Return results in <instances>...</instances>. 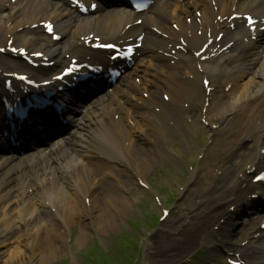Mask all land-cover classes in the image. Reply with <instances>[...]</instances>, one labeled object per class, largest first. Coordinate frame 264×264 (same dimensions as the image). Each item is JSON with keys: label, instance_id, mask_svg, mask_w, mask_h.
<instances>
[{"label": "bare ground", "instance_id": "6f19581e", "mask_svg": "<svg viewBox=\"0 0 264 264\" xmlns=\"http://www.w3.org/2000/svg\"><path fill=\"white\" fill-rule=\"evenodd\" d=\"M37 1L36 5L40 10L30 15L0 6V41L12 38L16 47H28L31 51L41 48L47 51L46 55L58 58L59 53L54 54L58 48L55 43L47 46L48 39L39 42L33 31L28 29L18 31L17 28L31 20L38 22L50 18L58 22L57 27L63 33L68 31L77 33L85 29L90 32L96 29L97 33L104 36L115 37L121 33L122 25L130 24V18L134 16L125 8L115 7L103 14L101 11L99 19L79 17L62 7L57 0H54L52 5L47 1ZM207 1L210 8L206 11L201 0H192V7L203 9L199 22L207 23L204 26H213L214 19L219 14L229 16L244 8L257 12L264 9V0ZM215 2L221 13L215 7ZM162 4L164 5L161 6ZM47 6L49 7L46 9ZM167 7H172V17L165 13ZM183 11L187 13L191 11L187 2L179 7L174 0H156L153 8L143 15L141 23L138 26L130 24L119 38L144 31L148 34L145 36L147 44L156 45V49L170 53L169 45L172 44L175 48L179 46V42L175 40L178 34L168 29L170 28L168 22L181 23L180 13ZM39 18L41 19L38 20ZM150 25L158 26L168 35V39L155 41L151 31H148ZM201 27L203 28V25ZM184 28L182 25L183 30ZM191 28H199V24L194 22ZM235 36L232 35L230 38L234 39ZM192 39L196 41L197 38L193 36ZM260 45L263 46V50L259 56L252 52V48L240 56L237 55L236 58L229 51L223 54L228 56V59L220 66L222 73L233 70L230 63L235 61L238 70L246 66L251 76L236 86L237 92L231 100H225L218 108V114H222L224 120L217 129L209 130L210 143L208 140L209 144L204 149L197 169L186 182L187 185L196 179L195 182L199 180L201 185L203 180L204 184L207 183L206 186L215 188L213 195L206 194V201L188 216L187 227L179 230L189 233L187 237L189 243L207 244L213 264L222 263L225 256L223 249L228 246L227 241L230 240L229 229L234 224L232 221L221 219L232 215L230 208L235 206L240 197L246 195L254 185L250 179L248 180L247 174L264 167V40ZM222 58L202 63L203 67L215 73ZM136 62L137 66L135 64L127 72L123 83L117 85L123 88L111 93V96L104 92L100 94V101L107 99L110 103L99 106L98 101L92 113L87 112V124L98 120L99 115L102 118L106 111L118 114L116 121L111 117L110 120L99 121L100 127L103 128L99 141L89 136V130L94 128H85L84 121L83 132L75 137L74 145H70L68 141L60 148H50L42 153L34 152L36 156L23 155L21 161H15L19 155L13 156L14 159L12 156L6 158L8 160L5 167L3 166V163H6L5 159L0 163V264H49L54 258L62 255L61 253L66 254L67 237L77 224L80 225L74 241L79 245L86 240L91 228L95 227L97 234L103 232L108 234V231L115 229L128 215L134 200L125 186L119 184V179L115 181L113 177L110 178L114 175V170H108L107 161L116 160L123 166V171H120L122 177L130 175L136 180L143 181L146 173L167 156L164 147L166 133L179 132L182 127L180 119L176 116L178 112H171L161 103L158 94L169 93L172 98H176L179 93L176 100L178 104L181 94L186 93L184 81L180 78L183 70L171 68L158 52H151L144 47ZM182 62L189 63L188 60ZM16 63L10 56L1 57L0 77L5 70L17 69ZM145 73H154L157 77L148 81L146 77H142ZM134 77L139 78L140 83H136ZM158 80L166 86H162ZM167 88L172 90L168 91ZM140 91L157 96L153 97L151 102L138 97L137 100L140 102L138 105L132 101L131 95H136ZM118 96L125 101L122 106L118 103L120 100L117 99ZM151 106L160 108L158 113L151 112V117L157 118L161 125H155L144 109L142 115H133L136 108L146 107L150 110ZM98 125L97 121L96 130ZM126 139H129L128 145L123 144ZM213 181L215 185L212 184ZM28 187L31 191L27 193ZM97 189L99 193L95 195ZM202 192L201 188H195L192 197H189V205L181 207V210L187 211L195 205L196 199L203 198ZM244 200L249 199L244 197ZM181 213L177 214L180 224L186 221V218L180 216ZM216 221L223 223L217 234L210 229ZM184 236L187 234L182 237ZM151 245L146 244L141 264H159L158 261H154L156 260L154 257L147 255ZM164 250L165 248L159 251V254ZM259 255L264 256L263 253Z\"/></svg>", "mask_w": 264, "mask_h": 264}, {"label": "rangeland", "instance_id": "374dc122", "mask_svg": "<svg viewBox=\"0 0 264 264\" xmlns=\"http://www.w3.org/2000/svg\"><path fill=\"white\" fill-rule=\"evenodd\" d=\"M217 118L219 119V116ZM196 121L199 123H196L197 129L186 126L182 135L168 136L167 143L164 144L169 153L168 156L157 162L155 167H152L145 175L144 180L148 182L149 188L140 187L129 175L122 178L123 185L131 192L134 203L128 215L115 229L108 231V234L105 232L97 234L95 227L91 228L86 240L78 245L74 241L80 225L77 224L67 237L66 254L61 253L62 255L54 258L49 264H98L96 256L101 255L102 250L119 256H122L121 252L124 250L132 259L131 263L141 264L146 239H151L152 242H155V239L164 240L168 244L164 253L154 260L159 264H209L205 245L192 246L187 240L188 232L181 231L178 234L175 230L177 227L178 230L184 229L188 225L186 222L182 224L178 222L177 212L188 204L193 190L200 185L197 182L186 189L183 188L189 175L182 170V167L189 171L197 166L201 153L207 145L211 126H204L199 122L198 117ZM175 171L180 174L176 180L168 175ZM179 195L182 196L181 200L176 201ZM162 208L169 211L164 218H160ZM196 208L197 205H193L190 210L182 212L180 216L183 218L189 216L190 212L195 211ZM122 230L127 232L124 233ZM163 231L166 232L167 239L161 237ZM184 234L187 236L182 237ZM93 246L95 249L92 248Z\"/></svg>", "mask_w": 264, "mask_h": 264}, {"label": "snow or ice", "instance_id": "6c2138e0", "mask_svg": "<svg viewBox=\"0 0 264 264\" xmlns=\"http://www.w3.org/2000/svg\"><path fill=\"white\" fill-rule=\"evenodd\" d=\"M49 28H50V26H49ZM110 47V46H109ZM37 55H39V53H37ZM69 71H71V69H69ZM258 179H259V177H258Z\"/></svg>", "mask_w": 264, "mask_h": 264}]
</instances>
